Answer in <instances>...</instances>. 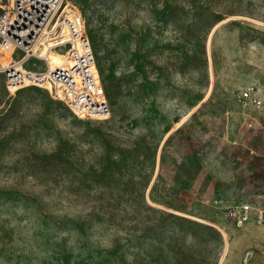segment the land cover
<instances>
[{
	"label": "rangeland",
	"instance_id": "rangeland-1",
	"mask_svg": "<svg viewBox=\"0 0 264 264\" xmlns=\"http://www.w3.org/2000/svg\"><path fill=\"white\" fill-rule=\"evenodd\" d=\"M68 1L111 112L0 73V264H264V0Z\"/></svg>",
	"mask_w": 264,
	"mask_h": 264
},
{
	"label": "built area",
	"instance_id": "built-area-1",
	"mask_svg": "<svg viewBox=\"0 0 264 264\" xmlns=\"http://www.w3.org/2000/svg\"><path fill=\"white\" fill-rule=\"evenodd\" d=\"M50 52L60 53L62 63L51 66ZM0 73L9 92L37 86L79 116L111 112L83 14L68 0H0ZM240 97L264 107L248 90ZM232 208L238 224L248 220L252 209L249 204Z\"/></svg>",
	"mask_w": 264,
	"mask_h": 264
},
{
	"label": "bare ground",
	"instance_id": "bare-ground-1",
	"mask_svg": "<svg viewBox=\"0 0 264 264\" xmlns=\"http://www.w3.org/2000/svg\"><path fill=\"white\" fill-rule=\"evenodd\" d=\"M62 60H63V58L60 59V60L58 61L57 64H61V63H62ZM54 66H55V65H54ZM106 117H109V115H107V116H93V117H91V118H95V119H103V118H106ZM252 208H253V207H252Z\"/></svg>",
	"mask_w": 264,
	"mask_h": 264
}]
</instances>
